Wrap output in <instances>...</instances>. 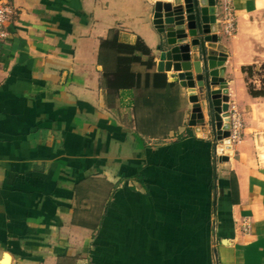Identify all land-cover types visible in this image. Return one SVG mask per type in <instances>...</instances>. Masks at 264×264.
Listing matches in <instances>:
<instances>
[{
  "label": "crops",
  "instance_id": "obj_1",
  "mask_svg": "<svg viewBox=\"0 0 264 264\" xmlns=\"http://www.w3.org/2000/svg\"><path fill=\"white\" fill-rule=\"evenodd\" d=\"M11 1L0 264H264V97L249 94L242 71L264 63V0H230L234 35L218 23L229 111L244 120L230 153L210 126H189L173 70L163 72L173 87L104 86L118 80L99 62L111 30L151 48L154 67L133 70L158 72L153 14L170 0Z\"/></svg>",
  "mask_w": 264,
  "mask_h": 264
},
{
  "label": "water",
  "instance_id": "obj_2",
  "mask_svg": "<svg viewBox=\"0 0 264 264\" xmlns=\"http://www.w3.org/2000/svg\"><path fill=\"white\" fill-rule=\"evenodd\" d=\"M217 3L218 0L158 2L153 24L162 35L157 46V70H173L171 77L187 89L192 103L189 126H210L215 140L225 143L230 153L228 83L224 77L227 53L219 43ZM222 158L227 160L228 155Z\"/></svg>",
  "mask_w": 264,
  "mask_h": 264
},
{
  "label": "trees",
  "instance_id": "obj_3",
  "mask_svg": "<svg viewBox=\"0 0 264 264\" xmlns=\"http://www.w3.org/2000/svg\"><path fill=\"white\" fill-rule=\"evenodd\" d=\"M99 62L105 71L113 68L118 74L116 83L106 82L104 84L109 90L142 87L143 85L157 88L175 86V83L168 82L163 72L142 73L133 70L135 64L143 65L149 70L155 65L151 48L141 38H138L134 44L123 43L119 41L117 31L111 30L109 36L101 41ZM257 68L264 71V63L243 66L242 71L245 74L249 94L253 97H264V86L258 87L249 81L254 77Z\"/></svg>",
  "mask_w": 264,
  "mask_h": 264
},
{
  "label": "built area",
  "instance_id": "obj_4",
  "mask_svg": "<svg viewBox=\"0 0 264 264\" xmlns=\"http://www.w3.org/2000/svg\"><path fill=\"white\" fill-rule=\"evenodd\" d=\"M16 15V10L13 7L11 0H0V44L7 41L9 38V23ZM221 24L222 32L227 36H232L237 31V16L234 7L230 0H225L222 5V12L217 19ZM229 138L231 144H237L244 135L243 118L237 111L230 112V128ZM247 227H249L247 225Z\"/></svg>",
  "mask_w": 264,
  "mask_h": 264
},
{
  "label": "rangeland",
  "instance_id": "obj_5",
  "mask_svg": "<svg viewBox=\"0 0 264 264\" xmlns=\"http://www.w3.org/2000/svg\"><path fill=\"white\" fill-rule=\"evenodd\" d=\"M249 81L253 82L258 87L264 86V71L257 68L254 77L251 80L249 79ZM243 123H244V120H243ZM263 159H264V156H263Z\"/></svg>",
  "mask_w": 264,
  "mask_h": 264
}]
</instances>
